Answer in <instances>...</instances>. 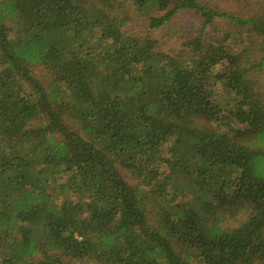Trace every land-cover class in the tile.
Returning <instances> with one entry per match:
<instances>
[{"label": "trees", "instance_id": "trees-1", "mask_svg": "<svg viewBox=\"0 0 264 264\" xmlns=\"http://www.w3.org/2000/svg\"><path fill=\"white\" fill-rule=\"evenodd\" d=\"M180 11L202 32L179 56L125 31ZM262 82L264 7L0 0V264H264Z\"/></svg>", "mask_w": 264, "mask_h": 264}, {"label": "rangeland", "instance_id": "rangeland-1", "mask_svg": "<svg viewBox=\"0 0 264 264\" xmlns=\"http://www.w3.org/2000/svg\"><path fill=\"white\" fill-rule=\"evenodd\" d=\"M210 6L217 8L221 12L233 14L238 17L248 18L254 15H259L264 7V0H199ZM125 31L129 34H136L140 37H150L158 42L161 51L173 54L181 55L183 49L182 46L185 42L197 37L202 32V20L200 17L192 11H180L178 12L165 26L158 30L148 29V20L144 17L131 16V20L125 27ZM205 42L223 40L224 36L228 33L234 36H228V38L222 42L227 47H233L237 49V41L241 38L244 40L246 34L237 26L231 22L224 20H214L206 30L203 32ZM237 38H236V37ZM253 43V42H252ZM33 77L46 84L47 77L46 72L41 66H34L30 69ZM263 83V82H262ZM264 87V83H263ZM223 96L230 97L225 92H222ZM125 179L130 183L135 182ZM245 218L242 214L235 221L229 222L232 226H237ZM67 264H89L86 261H69Z\"/></svg>", "mask_w": 264, "mask_h": 264}]
</instances>
